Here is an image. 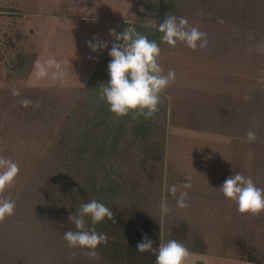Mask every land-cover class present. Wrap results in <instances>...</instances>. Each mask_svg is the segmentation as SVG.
<instances>
[{
  "label": "rangeland",
  "instance_id": "1",
  "mask_svg": "<svg viewBox=\"0 0 264 264\" xmlns=\"http://www.w3.org/2000/svg\"><path fill=\"white\" fill-rule=\"evenodd\" d=\"M2 8L0 157L16 162L19 173L0 192L15 202L14 214L0 221V264H104L64 240L76 200L61 173L73 137L104 113L97 99L108 80L109 31L124 23L159 31L168 14L198 28L208 45L193 51L161 42L158 63L175 81L161 93L145 137L120 146L115 180L124 183V203L148 213L164 242L182 236L192 251L196 241L204 245V254L188 252L184 264H248L242 245L264 264V213L242 215L218 190L236 173L264 188V0H0ZM93 38L107 48L91 52ZM18 56L28 61L15 78ZM49 59L61 64L62 77L53 79L52 69L37 75ZM250 130L253 143L245 139ZM186 181L192 187L179 209L168 188L175 185L178 195Z\"/></svg>",
  "mask_w": 264,
  "mask_h": 264
},
{
  "label": "clouds",
  "instance_id": "2",
  "mask_svg": "<svg viewBox=\"0 0 264 264\" xmlns=\"http://www.w3.org/2000/svg\"><path fill=\"white\" fill-rule=\"evenodd\" d=\"M188 21L182 17L168 14L163 23H159L158 30L162 33L161 42L170 48H175L178 43H183L190 50L204 51L208 40L205 34L196 27L189 28ZM109 36L114 42L108 50L110 61L107 65L108 80L100 89L99 100L108 106L111 114L121 118L134 113L145 120L151 119L160 102L161 93L175 81V73L169 71L162 73L158 63L160 48L155 41L138 33L134 26L128 25L121 32L109 31ZM87 46L91 52L103 51L107 44L98 38H93ZM37 75L45 77L52 69V78L62 77L61 64L54 59H49L46 65H37ZM19 93L13 89L12 95ZM22 105L27 106L29 101L24 100ZM246 142L253 143L257 140L255 132L248 131ZM19 173L16 162L0 157V192L13 186ZM190 181L181 185L182 191L177 195V188L172 185L168 192L176 198L179 209L187 207V190L191 189ZM225 199L237 205V211L242 214L258 215L264 213V188L258 187L250 178H245L239 173L226 179L218 189ZM15 202L11 199H0V221L14 214ZM161 214L168 211L167 204L161 201ZM113 210L95 199L82 203L74 216H69V222L74 224L75 231L64 232V240L69 248L86 251L90 259L97 257V248L107 243L104 233H97L94 228H86L90 221L97 225L112 221ZM138 253L155 252L156 264H184L189 255L187 248L176 240H168L153 248V241L147 237L136 245Z\"/></svg>",
  "mask_w": 264,
  "mask_h": 264
},
{
  "label": "trees",
  "instance_id": "3",
  "mask_svg": "<svg viewBox=\"0 0 264 264\" xmlns=\"http://www.w3.org/2000/svg\"><path fill=\"white\" fill-rule=\"evenodd\" d=\"M0 11L5 10L2 8ZM8 11L12 12L9 9ZM128 25L131 24L124 23L118 33ZM132 26L141 35L155 41L158 46L161 45L162 33L159 31L144 28L142 25ZM27 61V57L18 56L13 73L15 78L24 76ZM97 103L104 112L97 116L101 120L90 119L87 126L84 125L79 129L77 137H73L77 142L76 147L72 150L70 163L61 173V185L71 190L69 195L75 197L76 200V202L72 200L71 216L76 214V210L82 203L93 199L105 204L113 210L114 219L112 221L105 220L97 225H92L89 221L85 225L86 228H94L97 233H104L107 236V243L97 248V256L103 260L104 264H156L155 252L138 253L136 245L147 237L153 241V248L156 249L160 243L164 242L160 227L153 224L148 213L124 203L125 196L123 194L125 191L122 189L125 186L122 185L124 183L118 184L115 180L119 174L112 167V160L116 158L120 146L129 141L130 136L134 140L145 137L144 132L153 126L158 116V110L148 120L138 117L134 113L116 118L110 113L106 104L101 106L99 99H97ZM89 104L93 105L92 100L89 101ZM91 142H94L95 145L91 146ZM108 162H110L111 168L107 167ZM76 194H78V198ZM66 230L75 231L76 229L74 224L68 221ZM175 238L177 242L187 248L188 252L204 254V245L200 246L198 241H196V249L192 251L188 247V242L182 243L186 241L182 236L171 237L169 240H175ZM242 246L240 248L248 256L246 263L261 264L255 248Z\"/></svg>",
  "mask_w": 264,
  "mask_h": 264
}]
</instances>
